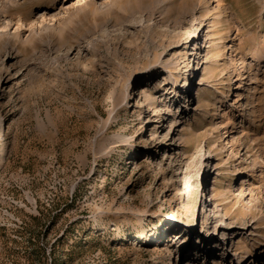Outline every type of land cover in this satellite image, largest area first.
Wrapping results in <instances>:
<instances>
[{
    "label": "rangeland",
    "instance_id": "obj_1",
    "mask_svg": "<svg viewBox=\"0 0 264 264\" xmlns=\"http://www.w3.org/2000/svg\"><path fill=\"white\" fill-rule=\"evenodd\" d=\"M189 261L264 264V0H0V264Z\"/></svg>",
    "mask_w": 264,
    "mask_h": 264
},
{
    "label": "bare ground",
    "instance_id": "obj_2",
    "mask_svg": "<svg viewBox=\"0 0 264 264\" xmlns=\"http://www.w3.org/2000/svg\"><path fill=\"white\" fill-rule=\"evenodd\" d=\"M211 41H210V39L208 38L207 39V41H206V45H205V49L207 48V47H209V45H208V43H210ZM202 56V55H201ZM205 64V63H204ZM191 69L194 71L195 70V64H193V66L191 67ZM196 75H197V73H196ZM203 80H204V78H203ZM202 82L203 81H201V82H199L200 84H202ZM190 83H186V86H187V88H188V90H189V87H190ZM130 99H132V94H131V96H130ZM218 181H219V179L217 178V177H214V184L212 185V187L210 186V191H211V198L209 199V201L211 202V203H213V202H217V200H218V198H217V190H218V187H217V185H218ZM209 195V194H208ZM208 202V200H206V203ZM208 205H205V207H207ZM206 212H207V210H206ZM215 211H213L212 209H211V213H210V220H211V224H213V223H216L217 225L216 226H222L223 224L221 223V222H219V218H218V216L216 215V213H214ZM169 217H171V216H169ZM161 220L162 219H160V221L159 222H161ZM146 230H147V228H144V229H142V230H140V234L142 235V236H146L148 233L146 232ZM212 237V236H211ZM210 238H208V239H202V238H198V241L196 242V243H198V246L199 247H201L203 244L204 245H206L210 240H209ZM192 262L191 261H189L187 264H191Z\"/></svg>",
    "mask_w": 264,
    "mask_h": 264
}]
</instances>
